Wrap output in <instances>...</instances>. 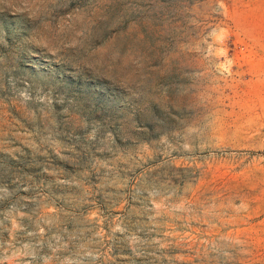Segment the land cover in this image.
<instances>
[{
    "label": "rangeland",
    "instance_id": "obj_1",
    "mask_svg": "<svg viewBox=\"0 0 264 264\" xmlns=\"http://www.w3.org/2000/svg\"><path fill=\"white\" fill-rule=\"evenodd\" d=\"M0 264H264V0H0Z\"/></svg>",
    "mask_w": 264,
    "mask_h": 264
}]
</instances>
